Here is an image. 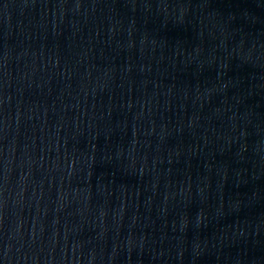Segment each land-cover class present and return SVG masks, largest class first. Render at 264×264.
Segmentation results:
<instances>
[{"label":"water","instance_id":"1","mask_svg":"<svg viewBox=\"0 0 264 264\" xmlns=\"http://www.w3.org/2000/svg\"><path fill=\"white\" fill-rule=\"evenodd\" d=\"M0 264H264V0H0Z\"/></svg>","mask_w":264,"mask_h":264}]
</instances>
